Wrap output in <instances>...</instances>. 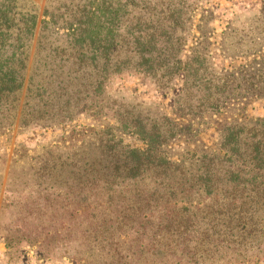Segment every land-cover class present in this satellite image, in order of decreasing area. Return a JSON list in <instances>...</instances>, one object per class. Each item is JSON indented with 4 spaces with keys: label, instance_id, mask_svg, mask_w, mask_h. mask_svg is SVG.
Masks as SVG:
<instances>
[{
    "label": "trees",
    "instance_id": "16d2710c",
    "mask_svg": "<svg viewBox=\"0 0 264 264\" xmlns=\"http://www.w3.org/2000/svg\"><path fill=\"white\" fill-rule=\"evenodd\" d=\"M119 1L50 3L28 70L37 15L26 5L19 9L17 0H0V135L17 118L20 128L52 127L85 115L93 121L91 128H107L95 137L93 149L73 152L65 175L59 172L62 164L53 174L41 167L44 190L61 199L54 234L65 248L76 232L91 244L92 226L100 236H93L96 244L122 243L124 256L133 242L142 253L147 240L155 253L144 264L161 263L169 254L177 264H197L210 253L198 246L223 243V234L233 233L238 245L264 243V117L250 123L236 117L251 101H264V57L241 71L214 72L209 54L200 49L206 36L197 37L192 52L184 54L191 16L158 20L154 15L167 13L168 7L154 12L148 3L136 20L122 21L130 10ZM130 77L151 78L162 91L176 87L177 117L114 109L111 89ZM194 112L205 114L200 124L219 135L217 163L215 151L202 149L189 166L175 152L174 145L190 136L193 119L187 115ZM104 117L112 122H101ZM124 137L130 141L124 143ZM55 174L63 175L60 181ZM203 193L213 203L192 206L191 195ZM237 202L246 208H231ZM192 207L204 212L201 219L189 212ZM222 221H228L224 231L217 229ZM113 229L124 234L111 240Z\"/></svg>",
    "mask_w": 264,
    "mask_h": 264
},
{
    "label": "rangeland",
    "instance_id": "374dc122",
    "mask_svg": "<svg viewBox=\"0 0 264 264\" xmlns=\"http://www.w3.org/2000/svg\"><path fill=\"white\" fill-rule=\"evenodd\" d=\"M89 2L93 0H26V7H31L37 15V25L29 50L28 70L44 9L49 7L50 3L64 7L80 6ZM119 3L126 5L130 10L129 14L123 12L122 21L129 18L136 20L138 16L143 15V10L139 8L148 3L151 8H155L154 12L168 7L167 13L154 15L158 20L164 16L168 21L191 16L193 26L187 36L184 54L189 55L192 52L197 37L206 36L207 38L203 39L205 41L202 40V45L200 44V49L209 54V58L206 59L215 68L214 72L230 67L241 71L246 65L250 66L264 57V0H150L147 2L120 0ZM179 11L181 14L177 13ZM23 95L24 90L20 101ZM110 95L116 100L114 109L135 115L158 113L174 118L179 113L175 103L177 88L169 92L159 90L151 78L130 77L122 80L112 87ZM250 103L240 114L236 112V117H242L240 119L245 123L252 122L256 117H264V101ZM194 114L195 112L187 115L188 119H193L189 127L190 136H184L182 140L186 139V141L180 140L181 144L174 145L175 152L185 156L188 166L196 157H201L202 149L215 151V157L219 152V135L213 128L207 129L206 125L200 124L206 115H201L199 112L197 117V112ZM104 119L101 122H112L110 118ZM92 122L91 118L80 115L67 125L52 127L34 125L20 128L17 118L12 127L0 135V264H144V259L150 261V257L153 258L152 253H155V249L150 247L151 244H148L147 240L142 253H140L142 246L136 250L133 242L132 248L127 251L129 256H124L123 250L126 245L122 243L104 245L106 247L96 244L93 236L99 235L92 231V226L88 231L91 244L84 243L82 233L76 232L66 248V244L63 246L60 244L58 234L53 232L59 227L61 219L59 209L61 199L57 198L52 190H44L47 177L42 175L41 167L45 172L53 174L52 169L58 171L59 165L62 164V170L59 172L65 175L70 169L68 165L71 163L73 152L93 149L95 137L107 131V128L102 127L103 124L96 129L91 128ZM129 141L130 138H123L124 143ZM219 154L222 156V153ZM219 154L217 159H214L215 163L219 162ZM63 175L55 174L54 178L60 181ZM201 195H191L192 206L197 202L201 203L202 207L207 206L209 202L213 203V199L209 200L205 193ZM233 204L235 206L231 208L237 210L246 208V205L239 208L241 202ZM200 211L192 207L189 212L194 214L195 219H201L200 216L204 212ZM227 222L222 221L217 229L224 231ZM232 229L233 232L236 231L235 228ZM113 231L115 233L110 237L111 240L124 234L121 229L117 231L113 229ZM232 235L233 233L223 234L222 237L225 239L223 243L215 240L209 245L198 246L201 251H210L208 256L212 255V258L202 257L197 264H264V243L257 245L245 240L238 245ZM37 244H40L42 249L36 251ZM189 245V248H193L191 243ZM115 246L117 250L114 249ZM67 252L73 256L72 259ZM180 252L181 250L176 251L177 254ZM176 262L177 260L169 254L157 264H177Z\"/></svg>",
    "mask_w": 264,
    "mask_h": 264
},
{
    "label": "water",
    "instance_id": "95a60500",
    "mask_svg": "<svg viewBox=\"0 0 264 264\" xmlns=\"http://www.w3.org/2000/svg\"><path fill=\"white\" fill-rule=\"evenodd\" d=\"M26 0H18V8L22 9L25 5Z\"/></svg>",
    "mask_w": 264,
    "mask_h": 264
}]
</instances>
